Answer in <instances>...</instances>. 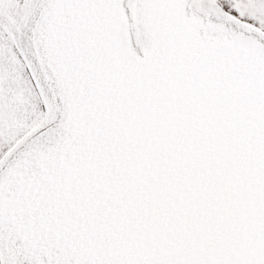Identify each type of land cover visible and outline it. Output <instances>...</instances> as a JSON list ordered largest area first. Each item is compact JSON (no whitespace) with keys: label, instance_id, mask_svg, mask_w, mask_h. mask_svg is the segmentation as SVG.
Here are the masks:
<instances>
[{"label":"snow or ice","instance_id":"6c2138e0","mask_svg":"<svg viewBox=\"0 0 264 264\" xmlns=\"http://www.w3.org/2000/svg\"><path fill=\"white\" fill-rule=\"evenodd\" d=\"M0 264H264V0H0Z\"/></svg>","mask_w":264,"mask_h":264}]
</instances>
